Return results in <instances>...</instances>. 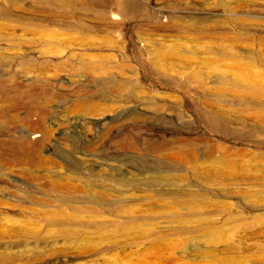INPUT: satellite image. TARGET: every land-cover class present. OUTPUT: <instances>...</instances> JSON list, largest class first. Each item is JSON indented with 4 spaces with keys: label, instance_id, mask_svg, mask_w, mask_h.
Here are the masks:
<instances>
[{
    "label": "rangeland",
    "instance_id": "1",
    "mask_svg": "<svg viewBox=\"0 0 264 264\" xmlns=\"http://www.w3.org/2000/svg\"><path fill=\"white\" fill-rule=\"evenodd\" d=\"M113 1L0 0V264H264V0Z\"/></svg>",
    "mask_w": 264,
    "mask_h": 264
},
{
    "label": "bare ground",
    "instance_id": "2",
    "mask_svg": "<svg viewBox=\"0 0 264 264\" xmlns=\"http://www.w3.org/2000/svg\"><path fill=\"white\" fill-rule=\"evenodd\" d=\"M54 1H56V2H58V3H62V4H65V5H67V6H70L71 5V0H54ZM113 4L115 5V8H118V9H122V4H121V2L119 1V0H114L113 1ZM109 9V7L108 8H106V9H99L98 11H97V13H100V15H103V14H105V13H107L108 10ZM88 11V10H87ZM157 14V13H156ZM179 28H181V27H179ZM189 29V28H188ZM191 29V28H190ZM183 30V29H182ZM216 83V84H218L219 85V88H222L221 86H223L224 84H225V82H226V78L224 77V76H222V77H216V78H214L213 80H211V83ZM246 95H248V96H253V94L250 92V91H248V93L246 92ZM255 96V95H254ZM32 133H34V132H32ZM38 138V140H37V142H38V144H39V142L41 143V142H43V141H45L46 139H47V135L43 132L41 135H35L34 134V136H33V138L32 139H37ZM28 139V137H25V140H27ZM23 140V139H22ZM24 140V141H25ZM23 142V141H22ZM28 142V141H27ZM64 189V188H63ZM68 189V188H67ZM62 190V189H61ZM66 190V189H65ZM84 196H85V194H84ZM79 209V208H78ZM77 210V209H76ZM46 214V213H45ZM60 215V214H59ZM47 216H48V221H54L55 220V217H56V214L55 213H47ZM58 217V216H57ZM48 227H50L51 226V223H49L48 222V225H47ZM47 234V233H46ZM48 235V234H47Z\"/></svg>",
    "mask_w": 264,
    "mask_h": 264
}]
</instances>
